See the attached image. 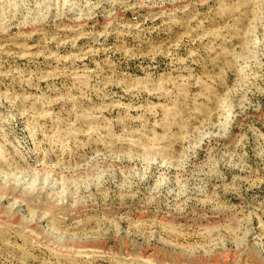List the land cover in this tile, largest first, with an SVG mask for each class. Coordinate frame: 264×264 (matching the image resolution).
Returning a JSON list of instances; mask_svg holds the SVG:
<instances>
[{
	"label": "rangeland",
	"instance_id": "1",
	"mask_svg": "<svg viewBox=\"0 0 264 264\" xmlns=\"http://www.w3.org/2000/svg\"><path fill=\"white\" fill-rule=\"evenodd\" d=\"M0 264H264V0H0Z\"/></svg>",
	"mask_w": 264,
	"mask_h": 264
}]
</instances>
